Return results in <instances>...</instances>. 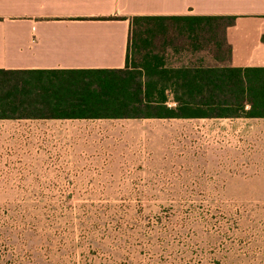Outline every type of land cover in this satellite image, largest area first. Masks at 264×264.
Listing matches in <instances>:
<instances>
[{"label": "crops", "instance_id": "0c3cea01", "mask_svg": "<svg viewBox=\"0 0 264 264\" xmlns=\"http://www.w3.org/2000/svg\"><path fill=\"white\" fill-rule=\"evenodd\" d=\"M134 17L165 24L234 17L224 32L229 54L168 42L166 65L264 69V0H0V70L124 69ZM146 152H162L164 160L179 153L203 168L231 161L223 190L264 193V118L18 115L0 118V207L57 205L49 195L114 190L123 161Z\"/></svg>", "mask_w": 264, "mask_h": 264}, {"label": "rangeland", "instance_id": "374dc122", "mask_svg": "<svg viewBox=\"0 0 264 264\" xmlns=\"http://www.w3.org/2000/svg\"><path fill=\"white\" fill-rule=\"evenodd\" d=\"M163 155L124 160L114 190L4 202L0 264H261L264 193L223 190L231 161Z\"/></svg>", "mask_w": 264, "mask_h": 264}, {"label": "trees", "instance_id": "16d2710c", "mask_svg": "<svg viewBox=\"0 0 264 264\" xmlns=\"http://www.w3.org/2000/svg\"><path fill=\"white\" fill-rule=\"evenodd\" d=\"M180 20L183 23L165 24L159 18L134 17L124 69L0 70V118L39 114L178 118L190 113L264 118V69L166 65L163 44L168 42L229 54L224 32L234 17ZM167 92L172 93L175 108L167 107Z\"/></svg>", "mask_w": 264, "mask_h": 264}]
</instances>
